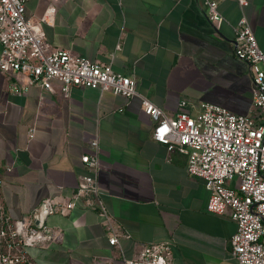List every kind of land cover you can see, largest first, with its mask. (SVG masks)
<instances>
[{
  "label": "crops",
  "instance_id": "crops-1",
  "mask_svg": "<svg viewBox=\"0 0 264 264\" xmlns=\"http://www.w3.org/2000/svg\"><path fill=\"white\" fill-rule=\"evenodd\" d=\"M218 0L225 18L214 26L203 0H28L26 14L46 46L103 64L136 80L126 97L92 86L70 95L31 84L11 91L22 74L0 71V179L14 219L32 216L45 198L68 199L91 172L82 156L98 139L102 199L109 222L84 196L71 210L45 217L54 239L28 248L36 264H124L154 243L171 245L170 264H237L229 211L208 209L204 179L190 175L187 157L153 138L144 96L175 115L182 100L194 112L203 102L245 113L253 101L249 66L234 51V25L244 15L264 47V0ZM51 24L41 21L48 6ZM1 52V44H0ZM30 127H35L29 138ZM10 167V169H7ZM116 233L118 243H109Z\"/></svg>",
  "mask_w": 264,
  "mask_h": 264
},
{
  "label": "built area",
  "instance_id": "built-area-1",
  "mask_svg": "<svg viewBox=\"0 0 264 264\" xmlns=\"http://www.w3.org/2000/svg\"><path fill=\"white\" fill-rule=\"evenodd\" d=\"M27 1L0 0V71L27 77L25 83L13 80L11 91L24 93L31 84L51 91L52 80H58L66 96L74 86L97 87L126 97L137 95L135 78L115 72L110 63L93 62L61 47L48 48L39 25L26 14ZM237 1L242 8L249 3ZM203 4L214 26L225 21L218 0H203ZM55 13L56 7L48 6L41 21L51 24ZM234 32L235 55L248 64L254 85L247 112L237 113L212 102H203L192 112L188 102L182 100L180 110L169 115L148 98L140 97L153 122V138L168 150L186 155L188 173L203 178L209 191L208 209L219 214L229 211L236 221L230 245L237 264H264V47L258 44L246 16L234 25ZM34 133L35 127H30V139ZM91 145L93 152L82 156L91 172L81 178L68 199H43L48 215L71 210L88 196L109 222L99 182L102 167L98 139ZM2 189L0 179V264H36L28 248L51 242L55 231L36 226L32 216L12 218L3 202ZM109 243H118L115 232ZM170 258V243H154L145 246L138 257L125 259L124 264H170Z\"/></svg>",
  "mask_w": 264,
  "mask_h": 264
},
{
  "label": "water",
  "instance_id": "water-1",
  "mask_svg": "<svg viewBox=\"0 0 264 264\" xmlns=\"http://www.w3.org/2000/svg\"><path fill=\"white\" fill-rule=\"evenodd\" d=\"M47 216V210L44 204H42L38 209L32 214V220L34 224L38 227L45 225V217Z\"/></svg>",
  "mask_w": 264,
  "mask_h": 264
}]
</instances>
